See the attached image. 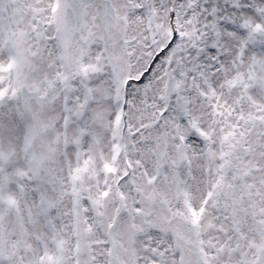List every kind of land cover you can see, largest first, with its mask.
<instances>
[{"label":"snow or ice","instance_id":"snow-or-ice-1","mask_svg":"<svg viewBox=\"0 0 264 264\" xmlns=\"http://www.w3.org/2000/svg\"><path fill=\"white\" fill-rule=\"evenodd\" d=\"M0 264H264V0H0Z\"/></svg>","mask_w":264,"mask_h":264}]
</instances>
